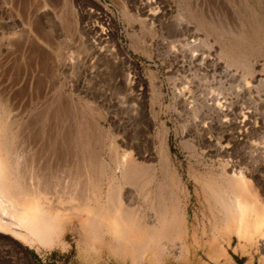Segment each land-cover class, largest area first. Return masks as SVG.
I'll list each match as a JSON object with an SVG mask.
<instances>
[{"label":"rangeland","instance_id":"obj_1","mask_svg":"<svg viewBox=\"0 0 264 264\" xmlns=\"http://www.w3.org/2000/svg\"><path fill=\"white\" fill-rule=\"evenodd\" d=\"M15 1L8 0L5 15L14 12ZM18 1L34 29L0 12V125L8 139L10 162L18 165L17 174L24 179L25 189L33 193L37 180L49 181L53 189L43 194L54 203L66 204L69 199L60 201L65 197L64 187L77 175L86 178L92 154L100 157L105 177L107 168H116L110 149L114 141L120 155L130 152L137 156L136 148H150L154 154L149 163L160 173L159 122L165 120L170 127L168 173L181 175L182 188L175 196L181 198L190 217L191 232L197 231L200 240L209 236L210 241L215 232L218 239L210 251L208 247L197 250L192 244L197 251L192 260L165 254L155 264H215L209 254L218 257L220 264H264V237L258 235L244 245L235 230L226 229L220 217H214L201 184L220 176L224 159H228L235 167L227 166V170L240 175L243 169L251 191L264 205V132L257 134L249 127L247 141L237 144L224 158L215 155L217 145L203 141L201 126L212 121L214 128L207 136L220 138L225 144V133L233 132L235 125L215 128L217 117L205 108L196 115L174 92V82L180 86L189 75L197 95L225 87L228 100L237 109L234 112L253 106L260 118L264 85L250 93H238L234 87H238L241 74L248 79L264 78V0ZM10 29H16V36ZM194 38L206 39L217 51L233 42L241 43L256 71L247 74L245 67L234 65L232 70H238V75L221 78L205 73L199 69L202 54L198 47L194 54L189 48L185 50L186 41ZM197 51L200 54L195 55ZM218 77L224 81L222 88ZM158 87L165 93L161 104ZM138 108L145 109L143 118L136 115ZM151 110L159 111V116L148 132L147 124L154 116ZM123 138L132 145L124 146ZM105 184L106 189L108 180ZM37 185L41 190L42 183ZM125 190L127 201L134 203L136 186L128 184ZM66 216L44 242L24 231V237L0 232V264H136L129 253L116 255L102 241L88 239L83 216Z\"/></svg>","mask_w":264,"mask_h":264},{"label":"bare ground","instance_id":"obj_2","mask_svg":"<svg viewBox=\"0 0 264 264\" xmlns=\"http://www.w3.org/2000/svg\"><path fill=\"white\" fill-rule=\"evenodd\" d=\"M255 33H258V31ZM244 34L242 35L245 38L246 35ZM195 39H193V42L186 39L187 46L184 47L185 50L186 48H189L187 50L191 49L192 53L198 47L196 50L201 51L202 54V57L200 56L201 60H198L199 69L205 71V73L213 72L216 77L218 75L220 77L234 75L238 72V70H232L234 65L245 67L247 74L254 71L250 59L243 51L244 49L241 50L243 46L241 43L233 42L217 51L214 45L206 39ZM199 51H197L198 53L195 52V55L200 54ZM191 58L194 60L193 55ZM218 70H220V74ZM253 74L252 76L255 75ZM241 75V78L238 77L240 78L239 84H237L238 87H234L238 93L246 91L250 93L255 88H260L261 84L264 85V78L262 77L257 78L255 76L250 80L244 74ZM187 76L184 81L178 82L180 86L174 82V92H176L180 101L182 99L184 103L190 104L196 115L205 108L209 114L217 117L219 121H217L215 128L223 125H235L233 132L225 133L224 137L227 140L225 144L221 143L220 138L213 137V135L207 136V133H210L214 128L211 120V122H207V120L201 126L202 132H200V135L203 141L210 145H217L214 151L215 155L224 158L238 146L237 144L247 141L250 136L249 127H252L257 134L264 132L262 131L264 128V111L259 118V116H255L257 112L253 106H250L252 109L247 110L246 107L241 105L243 108L236 113L232 101L228 100V96L224 92L225 87L223 90L215 91L212 89L211 93L197 95L192 89L194 86L193 79L189 80L190 78L188 79ZM220 77H218V80ZM219 83H221L222 88L223 79H220ZM231 89L233 90V87ZM156 92L161 104L165 96L164 90L158 87ZM141 106H143L142 103ZM153 109L155 110V108ZM154 110H151V113L154 114L151 117L152 121L147 124L148 132H150L151 123L157 124L159 111ZM144 111V108H138L136 115L142 117ZM240 114L243 117L240 116L241 119L238 118ZM253 118H256L257 121L252 120ZM186 135L188 134L186 133ZM159 136L162 162L160 173L155 164L151 166L149 163L154 154L150 148L148 151H142L141 147L136 148L137 156H131L130 152L120 155L115 151L117 142L114 141L110 149L115 154L116 168H107L108 175L105 177L103 174L106 171L100 169V157H98V154L95 155L96 153L92 154L94 158L91 157L92 159L87 160V164L85 163L88 170L86 178L82 180L81 176L75 175V178L71 176V179H74L70 180L72 182L63 189L65 197H59V199L61 198L60 201L69 200L66 201V204H62L63 201L54 203L46 194H43V192H51V189H53L49 181H39L37 183L38 180L35 182V179L34 186H36L35 189L33 188V193H29L25 189L24 179L17 174L18 165L10 162L12 155L7 144L8 139L3 136L0 125V232L9 234L13 232L23 236L24 231L25 235L34 236L44 242L46 237L51 235L59 223L67 217L66 215L76 214L83 216V229L88 239L94 242L102 241L107 245L110 252H114L116 255H128L127 253H129L136 264H139V261L144 262L146 260H149L151 264L158 263L165 254L168 257L172 256L177 259L192 260L194 256H197V251H193L192 244L197 250L200 248L205 249V247H208L209 251L212 250L218 239L216 233L213 232L210 241L211 237L209 236H203L202 238H205V240H200L197 231L191 232L190 217L181 203V198L175 196L178 193L177 190L182 188V178L178 172L174 175L168 173L170 127L165 120L159 122ZM152 139H154V136ZM121 143L124 146L132 145L130 141H127V138H123ZM211 151L213 150H208L207 153H212ZM224 161L226 165L220 176H213V178L204 182L201 181L200 176L196 175L195 179L202 182L204 193L210 203L214 217H220V224H223L226 229L235 230L240 239L244 241V245H246L251 243L258 235L264 237V205L258 198L259 196H255L251 191L250 182L247 176L244 175L243 169L240 170V175L232 174L227 170V166L235 167V163L228 159H224ZM106 180H108V186L105 189ZM40 183L43 187L38 190L37 184ZM128 184L136 186L137 189L134 203H130L126 199L125 187ZM104 189L106 190L105 194L102 193ZM75 200H78V203L73 202ZM218 226L216 225L215 228ZM204 232L206 233V230ZM212 255L209 254L210 261L220 264V259ZM200 259L202 260V257ZM207 264L212 263L207 262Z\"/></svg>","mask_w":264,"mask_h":264},{"label":"crops","instance_id":"obj_3","mask_svg":"<svg viewBox=\"0 0 264 264\" xmlns=\"http://www.w3.org/2000/svg\"><path fill=\"white\" fill-rule=\"evenodd\" d=\"M14 5H15V7L13 8L14 10V12L13 13H9V14H6L5 15V10H4V8H7V6H8V0H0V12H1V14L3 13L4 14V16H6V17H16V18H18V23L20 22V24L22 25V22L24 23V24H26L25 26H26V28H29V26H32V28L34 29V27H33V25H32V23L31 24H29V20H28V17H27V15H26V12H24L23 13V8H22V3H21V1L19 2L18 0H16L15 2H14ZM37 13V12H36ZM39 14L37 13V16H38ZM24 16V17H23ZM24 19H25V21H24ZM20 24H19V27H20ZM23 26V25H22ZM18 27V28H19ZM14 30H16V29H10V32H12V35H15L16 36V32L14 31ZM15 39H17V38H14V40ZM14 47H16L15 45H14Z\"/></svg>","mask_w":264,"mask_h":264}]
</instances>
